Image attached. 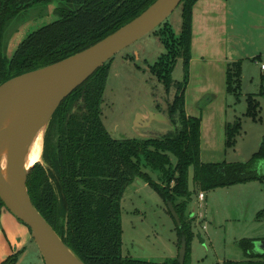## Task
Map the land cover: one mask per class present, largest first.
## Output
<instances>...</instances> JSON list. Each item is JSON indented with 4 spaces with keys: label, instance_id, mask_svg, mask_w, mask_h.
<instances>
[{
    "label": "trees",
    "instance_id": "obj_1",
    "mask_svg": "<svg viewBox=\"0 0 264 264\" xmlns=\"http://www.w3.org/2000/svg\"><path fill=\"white\" fill-rule=\"evenodd\" d=\"M154 1L0 0V85L14 76L51 65L86 49L137 17ZM196 1L181 2V32L176 35L168 27L160 33L167 51L150 66L159 80L169 87L174 83L172 72L177 60L184 59V81L177 82L179 92L168 106L170 131L148 137H112L104 124L101 105L114 57L65 98L49 121L42 161H37L27 176L29 196L85 264H179L177 257L153 261L123 255L121 202L136 177H142L166 206L168 202L174 204L182 221V227H179L174 220L179 247L183 234L188 241L185 264H190L191 243L195 236V218L188 212L193 195L200 190L205 192L264 180L259 169L264 161V135L259 149L247 161L201 160V119L188 115L185 109ZM42 5L53 7L57 19L31 31L13 54L7 55V39L18 33L23 22L31 19L26 15L30 9ZM241 76L240 61L228 66V91L236 96L241 93ZM263 95V82L259 93L248 94L246 115L255 121L260 120L258 96ZM241 129V119L227 124V147L236 144ZM191 164L195 165L196 189L193 193L188 188ZM143 168L164 175L166 180L158 182ZM0 204L5 205L1 198ZM168 212L171 214L169 209ZM258 240H238L245 258L227 259L223 264H264V253L255 252ZM15 259L16 255L12 254L0 264H13Z\"/></svg>",
    "mask_w": 264,
    "mask_h": 264
},
{
    "label": "rangeland",
    "instance_id": "obj_2",
    "mask_svg": "<svg viewBox=\"0 0 264 264\" xmlns=\"http://www.w3.org/2000/svg\"><path fill=\"white\" fill-rule=\"evenodd\" d=\"M42 11L44 13L40 14ZM26 15H30L31 19L23 22L18 33L6 41L9 56L31 31L57 19L53 7L49 5L35 6ZM182 22L180 4L156 32L148 33L118 52L111 60L101 111L104 124L112 137L124 139L138 138L142 135H162L172 129L170 123L155 119L152 120V125H142L141 128L136 125H140L137 123L140 115L147 117L152 112L159 111L168 117L169 103L179 92L177 82H183L186 75L184 59L181 57L177 60L172 72L174 83L169 87L159 80L150 66L167 51L160 33L171 27L174 33L179 35ZM246 30L245 26L240 27L241 34L237 39L241 43L237 47L239 55L242 56L250 50ZM252 62L245 59L246 77L242 79L243 82L241 81L240 95L227 93L226 101L230 103L228 111L221 112L218 109L213 114L217 134L220 133V124L225 120L227 123H233L237 119L242 121L241 133L236 144L228 147L224 144L223 136V140L213 146L216 151L209 150L205 155L208 162L247 161L260 147L264 123L255 122L246 115L248 94L259 90L258 86L248 83L247 77L251 76L253 68L255 69ZM196 85L194 82L190 92ZM211 96L212 94L204 95L199 102L200 109ZM219 103L220 98L217 106ZM219 138L217 136V141ZM38 161H42V155ZM173 161L175 162V159ZM143 169L150 172L158 182L163 183L166 180L164 175L157 174L149 168ZM259 169L264 172V163ZM204 193L207 198L200 200L197 194V198L193 197L189 205L190 215L195 217V223L198 222L197 218L202 223L196 226L198 230L195 240L196 255L203 258L200 264H222L227 259H236L238 254H244L237 243L238 240L264 237V180L250 181L246 185L240 183L233 187H219ZM121 204L124 256L160 261L177 254L175 242L177 241L179 248V237L176 223L163 199L142 177H136L128 186ZM198 234L203 235L204 243ZM20 251V254L18 251L14 253L16 259L13 264H46L33 237L31 243Z\"/></svg>",
    "mask_w": 264,
    "mask_h": 264
},
{
    "label": "crops",
    "instance_id": "obj_3",
    "mask_svg": "<svg viewBox=\"0 0 264 264\" xmlns=\"http://www.w3.org/2000/svg\"><path fill=\"white\" fill-rule=\"evenodd\" d=\"M242 26L247 29L246 39L248 47H250L249 52H246L244 56L239 55L240 52L237 47L238 44L241 45L237 39L241 34L240 27ZM245 59L252 60L255 65L252 75L247 78L248 83L259 87L258 92H255L259 93L262 82L264 84V0H197L193 6L191 57L189 80L185 87V109L188 115L201 119L200 156L203 162H208L205 155L209 150L216 151L213 146L223 140V136L226 145V126L229 122L227 123L225 120L220 124V133L217 134L215 124H213V114L218 109L221 112L228 111L227 107L230 106V103L226 101V94H230V92L227 84V69L228 66L240 61L242 81L246 77L244 72L246 69ZM194 82L197 85L190 92ZM208 94H212L211 99L207 100L204 107L200 109L199 102L204 95ZM219 98L220 103L217 106ZM258 98L260 101V120L254 121L264 123V95L258 96ZM156 113L160 112H152L147 117L140 115L141 118L137 120L140 125L136 126L141 128L142 125H152L154 119L170 123L169 118L164 114V118L156 119L153 116V119H151V115H157ZM217 136L220 137L218 141ZM263 163L264 161L260 165ZM243 184L246 185V183ZM199 192L201 190L195 193L193 197L197 198ZM205 198H207V195ZM188 212L191 213L189 207ZM197 221L194 225L195 236L191 243L190 264H200L203 261V258L196 255L195 240L197 239L196 231L198 230L196 226L202 224L199 218H197ZM202 236L199 238L200 240ZM254 238L259 239L258 241L264 240V237ZM31 241L30 228L5 205L0 204V263L17 251L20 254V250L28 246ZM175 244L177 254L168 258H178L177 241ZM244 258L245 254H238V257L232 260H242Z\"/></svg>",
    "mask_w": 264,
    "mask_h": 264
},
{
    "label": "water",
    "instance_id": "obj_4",
    "mask_svg": "<svg viewBox=\"0 0 264 264\" xmlns=\"http://www.w3.org/2000/svg\"><path fill=\"white\" fill-rule=\"evenodd\" d=\"M182 1L155 0L137 17L86 49L51 65L14 76L2 83L0 85V128L16 101L34 95L40 99V106L36 112L28 116L26 129L38 127L41 122H44L46 124L45 136L51 117L65 98L86 82L118 52L157 29ZM156 114L151 115V119L153 116L156 119L165 117L162 113ZM139 118L141 117L139 116ZM142 136L148 137V135ZM11 166L16 176L22 179V187L26 190L27 197L25 198L12 190L0 173V198L5 206L30 228L32 237L39 246L45 263L85 264L33 204L27 188V176L32 166L22 176L17 147L12 151ZM188 188L191 193L196 189L194 164L189 166ZM167 207L177 225L182 227L180 215L174 204L168 202ZM65 229V235H67L68 220H66ZM198 237L201 238V234H198ZM202 242L204 243L203 240ZM187 247V236L183 234L178 252L179 264H185ZM255 251L264 253V240L256 241Z\"/></svg>",
    "mask_w": 264,
    "mask_h": 264
},
{
    "label": "bare ground",
    "instance_id": "obj_5",
    "mask_svg": "<svg viewBox=\"0 0 264 264\" xmlns=\"http://www.w3.org/2000/svg\"><path fill=\"white\" fill-rule=\"evenodd\" d=\"M38 96H28L16 101L0 128V173L17 194L27 197L22 187V179L12 169V151L17 147L18 160L24 176L29 168L40 160L43 149V136L46 124L26 129L27 118L38 110Z\"/></svg>",
    "mask_w": 264,
    "mask_h": 264
},
{
    "label": "built area",
    "instance_id": "obj_6",
    "mask_svg": "<svg viewBox=\"0 0 264 264\" xmlns=\"http://www.w3.org/2000/svg\"><path fill=\"white\" fill-rule=\"evenodd\" d=\"M263 68H264V65H263ZM198 198L200 199V200H204L205 199V193L204 192H199V194H198Z\"/></svg>",
    "mask_w": 264,
    "mask_h": 264
}]
</instances>
